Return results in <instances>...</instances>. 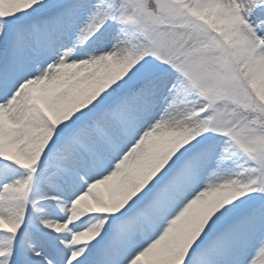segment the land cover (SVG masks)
<instances>
[{
	"label": "snow or ice",
	"instance_id": "obj_1",
	"mask_svg": "<svg viewBox=\"0 0 264 264\" xmlns=\"http://www.w3.org/2000/svg\"><path fill=\"white\" fill-rule=\"evenodd\" d=\"M0 264H264V0H0Z\"/></svg>",
	"mask_w": 264,
	"mask_h": 264
}]
</instances>
